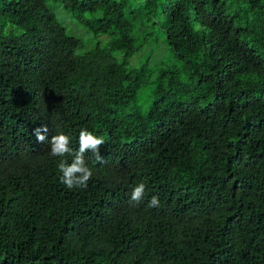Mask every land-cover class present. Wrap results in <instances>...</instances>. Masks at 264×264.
<instances>
[{
    "label": "trees",
    "instance_id": "16d2710c",
    "mask_svg": "<svg viewBox=\"0 0 264 264\" xmlns=\"http://www.w3.org/2000/svg\"><path fill=\"white\" fill-rule=\"evenodd\" d=\"M53 1L108 40L88 47L45 0H0V264H264V0H164L174 60L145 114L126 111L151 76L130 59L156 2ZM82 129L102 159L86 152L92 178L68 189L73 157L49 141L76 151Z\"/></svg>",
    "mask_w": 264,
    "mask_h": 264
},
{
    "label": "rangeland",
    "instance_id": "374dc122",
    "mask_svg": "<svg viewBox=\"0 0 264 264\" xmlns=\"http://www.w3.org/2000/svg\"><path fill=\"white\" fill-rule=\"evenodd\" d=\"M156 2V9L154 11V17L146 22L148 17L137 21L138 25H142V28L138 29L137 36L143 37L142 34H148L146 36L147 43L145 44L142 51L138 52L130 59V66L146 64L147 68L151 71V76L147 84L141 89L135 99L129 107L126 109L127 112L131 110H139L142 114H145L150 104L153 102L154 95V77L159 67L166 66L173 62V56L168 47L163 42V19L162 15L159 14L160 7L164 0H154ZM47 8L55 14L56 19L63 25L66 31L73 36H78L86 42L88 47H91L97 43L101 45L108 40V35L94 36L85 27L74 21L69 12L62 6L56 4L53 0H45ZM137 7L136 2H131L128 11H133ZM141 27V26H139ZM141 30V31H140ZM178 66H182L180 62Z\"/></svg>",
    "mask_w": 264,
    "mask_h": 264
},
{
    "label": "clouds",
    "instance_id": "9594fccd",
    "mask_svg": "<svg viewBox=\"0 0 264 264\" xmlns=\"http://www.w3.org/2000/svg\"><path fill=\"white\" fill-rule=\"evenodd\" d=\"M47 133L48 128H37L34 135L38 142H45V135L41 132ZM50 155L54 157H65L71 155L73 157L71 165L67 164L64 160L58 163V169L62 173L60 180L68 189L73 188H86L87 182L92 178V170L85 164L84 154L92 152L97 160L102 157L99 153V148L104 144V140L100 137L93 135L87 129H82L79 133V148L76 151L69 146L70 139L64 134L54 135L49 141ZM145 183L141 181L131 192V201L139 203L144 196ZM159 204V198L152 196L149 201V207H155Z\"/></svg>",
    "mask_w": 264,
    "mask_h": 264
}]
</instances>
